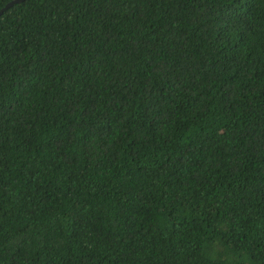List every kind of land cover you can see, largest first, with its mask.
Segmentation results:
<instances>
[{
  "label": "trees",
  "instance_id": "obj_1",
  "mask_svg": "<svg viewBox=\"0 0 264 264\" xmlns=\"http://www.w3.org/2000/svg\"><path fill=\"white\" fill-rule=\"evenodd\" d=\"M0 264H264V0L5 9Z\"/></svg>",
  "mask_w": 264,
  "mask_h": 264
},
{
  "label": "water",
  "instance_id": "obj_2",
  "mask_svg": "<svg viewBox=\"0 0 264 264\" xmlns=\"http://www.w3.org/2000/svg\"><path fill=\"white\" fill-rule=\"evenodd\" d=\"M21 0H9L8 2H6L1 8H0V14L7 9L9 6H11L13 3L15 2H19Z\"/></svg>",
  "mask_w": 264,
  "mask_h": 264
}]
</instances>
